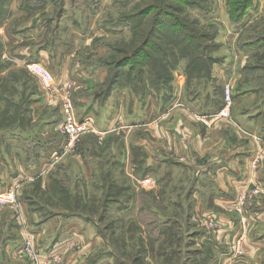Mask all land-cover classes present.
Segmentation results:
<instances>
[{"label": "rangeland", "instance_id": "obj_1", "mask_svg": "<svg viewBox=\"0 0 264 264\" xmlns=\"http://www.w3.org/2000/svg\"><path fill=\"white\" fill-rule=\"evenodd\" d=\"M189 35L195 40L187 48ZM198 54L209 62L195 64L189 55ZM27 62L45 64L61 88V74L57 77L55 71L66 68L73 80L69 94L48 93L27 71ZM190 62L196 66L191 71ZM254 71L262 77H251L249 86L263 89L264 0H0V190H5L0 193L14 192L13 202H0V264H68L66 254L54 251L60 226L51 225L49 232L31 217L36 211L42 220L50 218L46 208L81 222L78 228L84 224L88 233L84 239L93 237L94 246L76 264H264V220L259 219L264 177L258 178L262 185H249L233 198L228 183V193H217L215 177L200 176L189 162L173 155L158 160L164 156L158 143L148 168L141 147L135 161H127L126 133L115 129L110 133L119 144L115 152L109 142L98 159L79 162L70 155L86 135L67 152L62 131V104L69 97L79 121L109 124L116 115L113 126L134 124L138 130L148 120L159 122L160 114H171L175 105L187 106L174 101L177 74L186 75L188 83L194 78L201 83L220 73L226 89L230 80L238 86L240 74ZM193 91L187 88L188 96ZM231 98L233 102L232 89ZM224 99L220 110L226 95ZM107 101L109 107L98 108ZM232 102L230 118L215 120H237ZM55 121L61 145L43 170L46 180L39 174L21 177L25 172L18 166L24 158L15 161L14 155L38 154L45 147L35 141L27 145L21 138L32 134L45 139L41 133ZM85 140V150L93 151V136ZM258 151L253 168L264 156L262 148ZM215 195L230 198L229 208L215 206ZM36 229L45 230L38 242L48 263L39 262L42 256L37 259L35 249L6 253L10 240L24 248L32 237L29 230ZM85 244L79 241L73 248L80 251Z\"/></svg>", "mask_w": 264, "mask_h": 264}, {"label": "crops", "instance_id": "obj_2", "mask_svg": "<svg viewBox=\"0 0 264 264\" xmlns=\"http://www.w3.org/2000/svg\"><path fill=\"white\" fill-rule=\"evenodd\" d=\"M227 61V63H229L230 59H227ZM62 69L63 70L61 72L58 71V68L55 71L58 75L57 77H60L61 74V78H58V83L64 85L63 88L58 86L57 95L59 94L60 97L61 93H59V91L67 94V86L73 82V80L68 76L67 69ZM256 75L262 77V73L260 71H254V73L251 75L249 74V76L240 74L241 82H238V86H235L233 81H229L231 84L228 86L231 87L234 95L232 102L234 103L233 114L237 117V120L231 118L229 120L222 119L206 123L204 119H202L203 116H209L214 114V112L219 111L225 104L224 84H226V81L220 79V73L216 75L213 73V78H211L210 81L201 83H196L194 81L195 78L188 83L186 75L182 74L179 76L177 74L179 79L182 77V81L179 83L178 79L177 84L174 86V101L176 104V102L181 99L186 102L187 106L182 107L175 105L171 114L168 115L167 113L164 116H162L163 114H160L162 118L159 116L160 120L156 124L151 123L153 120H148L142 123V125L136 126L137 128L143 126L141 129L143 133L146 134L144 136L139 135V131L141 129H134V124L126 125L124 123L121 124V127L113 126L117 119L116 115L109 124L97 122L95 126L97 130L103 133L102 136L100 137L97 134H88L84 137L86 139L87 136H93L94 142L97 144L96 148L93 151L88 149L85 150V147L87 148V141L83 138L84 141L82 139V142L78 145L75 153L70 156L72 158L74 157V159L79 162H83L84 160L85 162L89 161L91 157L98 159L100 155L103 154L102 151H104V147L102 146L108 145L109 142L111 153L115 152L118 149L119 144L115 143V137H111L110 133L113 134L115 129L120 132L121 129L124 133H126L125 136L127 137L129 143L126 152L128 157L127 161H135V152L139 149V147H141V151L144 154L142 159H146L147 167L149 168L153 160L152 157H154V143H158L157 150L160 155H164L158 160L167 161L168 158L173 155L174 158L179 161H183L185 163L189 162L191 166H196L200 176L215 177V182H217L219 186V190H216L217 193H224L225 195V192L228 193L229 187H232V190H235L233 192V198H235L234 196H236L237 193L244 194L249 185H256V183L258 185L263 184V181L258 180V178L260 179L264 177L263 154L259 157L258 167L253 168L252 166V162L259 155L258 150L261 148L264 150V88L262 89L259 85L252 89V87L249 86L252 81L251 77ZM214 79H218L216 83ZM246 79L249 80L247 81ZM187 88L197 91H193L188 96ZM56 101L58 102L59 100ZM70 102L72 103L71 100ZM108 105L109 101H107L105 105L101 104L97 106L101 109L105 106L107 107ZM132 109L136 110L135 107ZM164 113L166 112L164 111ZM57 123L58 121L47 124V128L41 133L45 139L39 137L42 141L32 134L21 138L22 141L30 143L27 145H33L31 144L33 143L32 141H35L38 145H45V147H42L43 149L40 150V153L38 154H33L29 150L25 152V157L19 153L14 155V158H16L15 161H17V159L22 160V158H24L25 165L20 163L18 166L19 170L25 172L24 174L20 173L21 177H30L31 175V177L34 178L36 174H39L38 176L42 177V181L46 180V174L48 175V172L44 173L43 170L47 169L46 167L52 161L53 156L59 151V146L61 145L57 140V135L59 133L56 132L57 129H59V124ZM123 126H129V128L125 130L123 129ZM104 136L105 139L102 140ZM254 136L259 137L258 141L260 142L257 143V139L253 138ZM129 137L131 138L130 140ZM154 137L159 138L158 142L153 140ZM135 139L137 141H135ZM119 142L122 144V139H120ZM8 167L12 168V165L10 164ZM5 172L7 173V171ZM222 178H227V182H225V179L221 181ZM99 181L102 182L101 174L99 175ZM3 189L0 191H5ZM223 196L215 195V198L212 201L215 206L229 208L231 199ZM261 207L262 205L259 206V208ZM62 214L64 213H57L50 218H44L42 220V216L34 211L31 214V217L35 220V222H39V224L42 223L43 229L49 230V232V227L51 225H55L56 227L60 226L58 228V233L55 232L58 239H56L54 248H57V250L54 251H61L62 254H66V263L76 264L77 257H82L88 253L89 248H92L95 242L93 237L84 239L88 234L87 231H83L85 226L84 224H82L79 229L78 226L81 222H73L71 218L62 216ZM260 215L261 218L259 219L263 221L264 206L262 207V213ZM45 230H42V232ZM26 231L28 232V229ZM39 231L40 230L32 232L29 230V233H32V237L37 241L34 243V249L37 252V259L40 254L42 257H40L39 262L48 263L46 258L47 256H43L41 253L44 247L38 242L40 240L39 237H44L45 233ZM81 231L85 233H82ZM79 241L82 243L85 242L86 244L82 248H79L81 249L80 251H77L74 249V246L78 244ZM71 243L74 245L71 246ZM23 246V243L18 244L17 239H12L6 245V253L9 256L18 255V253H21V251L24 250ZM70 248L72 249L69 250Z\"/></svg>", "mask_w": 264, "mask_h": 264}, {"label": "built area", "instance_id": "obj_3", "mask_svg": "<svg viewBox=\"0 0 264 264\" xmlns=\"http://www.w3.org/2000/svg\"><path fill=\"white\" fill-rule=\"evenodd\" d=\"M27 71L35 76L43 85L44 89L50 93L52 96H57L58 84L57 79L54 73L43 63L41 62H27L25 65ZM231 87L226 86L225 95H226V105L218 113L211 116H203L202 119L206 123L214 121L218 118H230L229 106L231 105ZM70 92V87L67 86V94ZM64 123H63V133L67 137V143L65 145L66 151L73 150L79 141L87 134H97L102 136V132L97 130L94 122L90 119L79 121L76 118L72 103L68 99H64L62 104ZM253 138L259 139V137L254 136ZM14 201V192H5L0 193V202H13ZM33 241L30 238V241L27 242V245L24 247V250H28L30 253L34 252ZM74 244L71 243V246ZM37 253V252H36ZM37 258V254H36ZM57 259L58 257L55 256Z\"/></svg>", "mask_w": 264, "mask_h": 264}, {"label": "trees", "instance_id": "obj_4", "mask_svg": "<svg viewBox=\"0 0 264 264\" xmlns=\"http://www.w3.org/2000/svg\"><path fill=\"white\" fill-rule=\"evenodd\" d=\"M245 1V0H244ZM242 2V1H241ZM195 40V38H194V36H190L189 35V37H188V40L186 41V43L187 44H185V45H187V46H185V47H191L193 44H192V40ZM192 44V45H191ZM190 45V46H189ZM194 45H196L200 50H202V45H201V42H196ZM203 56H201L200 54H198L197 56H190L189 55V58H191V60H196V62H195V64H197V62L199 63V64H203V65H206L207 64V62H209V60H208V58H202ZM188 67H189V71H191L192 69H193V67H196L193 63H189L188 64ZM190 73H193V72H190ZM190 75V77H192L193 76V74H189ZM195 75V74H194ZM156 77H158L157 76V74H156ZM159 81V80H158ZM158 81H156V83H158ZM113 84L114 83H112V86H113ZM109 87V89L111 90V88H110V86H108ZM56 185V184H55ZM54 187V186H53ZM46 210L49 212V217H51L52 215L54 216V215H56L57 213L56 212H54V211H52V210H49V209H47L46 208ZM74 215H77V216H79L80 218H82V219H84L85 221L87 220V218L84 216V214H82L81 212H76V213H74ZM66 217H68V216H66ZM69 218V217H68ZM87 221H89V220H87Z\"/></svg>", "mask_w": 264, "mask_h": 264}]
</instances>
